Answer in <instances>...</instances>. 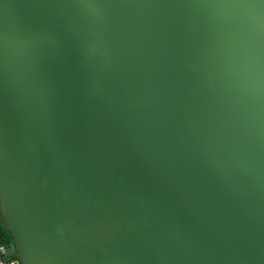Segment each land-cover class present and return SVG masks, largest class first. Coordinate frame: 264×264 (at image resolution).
Segmentation results:
<instances>
[{
    "label": "water",
    "instance_id": "obj_1",
    "mask_svg": "<svg viewBox=\"0 0 264 264\" xmlns=\"http://www.w3.org/2000/svg\"><path fill=\"white\" fill-rule=\"evenodd\" d=\"M0 219L21 264H264V0H0Z\"/></svg>",
    "mask_w": 264,
    "mask_h": 264
},
{
    "label": "built area",
    "instance_id": "obj_2",
    "mask_svg": "<svg viewBox=\"0 0 264 264\" xmlns=\"http://www.w3.org/2000/svg\"><path fill=\"white\" fill-rule=\"evenodd\" d=\"M13 258L17 259L15 251L10 247V244H4L3 255L0 256V262H2V264H12ZM18 264H21L19 260Z\"/></svg>",
    "mask_w": 264,
    "mask_h": 264
},
{
    "label": "snow or ice",
    "instance_id": "obj_3",
    "mask_svg": "<svg viewBox=\"0 0 264 264\" xmlns=\"http://www.w3.org/2000/svg\"><path fill=\"white\" fill-rule=\"evenodd\" d=\"M6 231V228L2 222H0V256L3 255V248L5 244V240L3 238V232ZM2 264V262H0ZM12 264H18V260L13 258Z\"/></svg>",
    "mask_w": 264,
    "mask_h": 264
},
{
    "label": "trees",
    "instance_id": "obj_4",
    "mask_svg": "<svg viewBox=\"0 0 264 264\" xmlns=\"http://www.w3.org/2000/svg\"><path fill=\"white\" fill-rule=\"evenodd\" d=\"M0 222H2L1 219H0ZM5 228H6V231L3 232V238L5 240V244H11L12 243V235H11V232L9 231V229L6 226H5Z\"/></svg>",
    "mask_w": 264,
    "mask_h": 264
}]
</instances>
